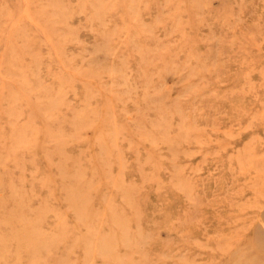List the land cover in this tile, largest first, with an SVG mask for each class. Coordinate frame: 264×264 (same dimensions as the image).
Segmentation results:
<instances>
[{
    "label": "rangeland",
    "instance_id": "374dc122",
    "mask_svg": "<svg viewBox=\"0 0 264 264\" xmlns=\"http://www.w3.org/2000/svg\"><path fill=\"white\" fill-rule=\"evenodd\" d=\"M256 237L264 0H0V264H233Z\"/></svg>",
    "mask_w": 264,
    "mask_h": 264
},
{
    "label": "bare ground",
    "instance_id": "6f19581e",
    "mask_svg": "<svg viewBox=\"0 0 264 264\" xmlns=\"http://www.w3.org/2000/svg\"><path fill=\"white\" fill-rule=\"evenodd\" d=\"M258 237L254 239V244L250 248H244L239 252H235V259L233 260V264H241L244 262L245 264H264V245L259 243L261 240H257ZM264 238H262V241ZM246 255H248L246 257Z\"/></svg>",
    "mask_w": 264,
    "mask_h": 264
}]
</instances>
